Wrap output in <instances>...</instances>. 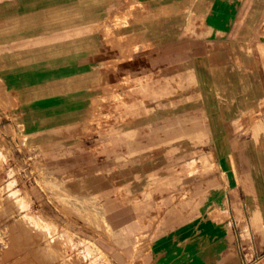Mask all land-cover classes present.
<instances>
[{
	"label": "crops",
	"instance_id": "0c3cea01",
	"mask_svg": "<svg viewBox=\"0 0 264 264\" xmlns=\"http://www.w3.org/2000/svg\"><path fill=\"white\" fill-rule=\"evenodd\" d=\"M142 2L130 28L154 43L167 89L205 78L198 25L231 42L235 64H211L208 78L224 90L211 152L225 155L203 161L205 175L200 161L184 172V120L169 118L167 92L148 97V113L106 123L98 26L112 5L0 0V148L11 153L0 168L18 169L19 214L40 226L10 225L1 196L0 264H264V73L255 82L239 63L249 47L264 70L246 42L264 40V0Z\"/></svg>",
	"mask_w": 264,
	"mask_h": 264
},
{
	"label": "rangeland",
	"instance_id": "374dc122",
	"mask_svg": "<svg viewBox=\"0 0 264 264\" xmlns=\"http://www.w3.org/2000/svg\"><path fill=\"white\" fill-rule=\"evenodd\" d=\"M93 2L94 0H90ZM112 5L111 11L101 21L98 28L104 31L105 39V74H104V95L100 103L103 105L102 111L106 115V123L112 124L113 117L116 116V127L122 122V114L136 112L145 114L150 107L148 97L160 92H167L169 104L166 108L167 114L171 119L184 120V137L183 144L185 152L182 154L187 175H193L192 167L199 161L201 163V175L209 172L203 163L208 160H219L225 154L211 152L215 146L216 133L220 126L216 125L215 116V98L220 99L223 96V89H215L209 82V66L213 63L216 65L235 64V58H232L229 52L230 41L225 37L208 39L207 26L201 23L197 26L198 32L202 37L201 56L197 64L202 70L203 78L199 88L179 90L176 87L167 89L166 85L160 83V68L152 67V61L156 59L154 43L140 39L132 34L130 28L131 17L135 18L139 12L144 14L145 5L142 0H100ZM175 20L169 26H175ZM192 31V29L190 30ZM171 43L164 41L162 43ZM256 50L264 54V40L257 41L249 37L246 41ZM215 54V57L208 56V53ZM204 54V55H202ZM239 63L248 71L249 76H253L255 82L261 80L264 73L261 65L256 61V56L249 47L239 48ZM211 59V62L209 61ZM187 66L192 64L187 62ZM124 74V75H123ZM177 97L183 104H176ZM98 110V108L96 109ZM199 122L200 128L193 127L194 123ZM203 125V126H202ZM203 127V128H201ZM11 157L10 151L0 148V161ZM8 177V181L0 190V210L3 202L8 204L10 225L17 223L26 225L30 232L33 229L40 228L37 222L21 218L20 212L27 208V201L21 199L22 191L17 185V178L20 176L17 168L9 165L8 168H0V177ZM2 196V198H1ZM1 216V212H0ZM11 228V227H10ZM11 230V229H10ZM11 231L9 236H11ZM1 241V235H0Z\"/></svg>",
	"mask_w": 264,
	"mask_h": 264
},
{
	"label": "bare ground",
	"instance_id": "6f19581e",
	"mask_svg": "<svg viewBox=\"0 0 264 264\" xmlns=\"http://www.w3.org/2000/svg\"><path fill=\"white\" fill-rule=\"evenodd\" d=\"M1 226V225H0ZM20 244V243H19ZM25 248V247H24ZM24 254V253H23ZM68 260V259H67ZM78 262V261H77Z\"/></svg>",
	"mask_w": 264,
	"mask_h": 264
}]
</instances>
